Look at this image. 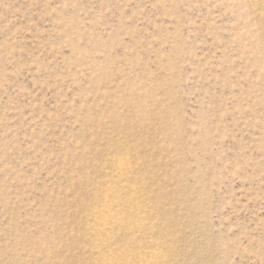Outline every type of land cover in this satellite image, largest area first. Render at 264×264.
<instances>
[{
    "label": "rangeland",
    "instance_id": "1",
    "mask_svg": "<svg viewBox=\"0 0 264 264\" xmlns=\"http://www.w3.org/2000/svg\"><path fill=\"white\" fill-rule=\"evenodd\" d=\"M0 264H264V0H0Z\"/></svg>",
    "mask_w": 264,
    "mask_h": 264
}]
</instances>
